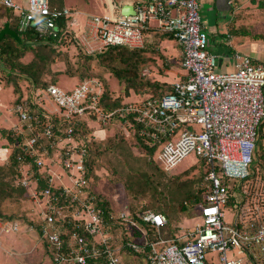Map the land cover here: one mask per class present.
Returning <instances> with one entry per match:
<instances>
[{
  "label": "built area",
  "instance_id": "1",
  "mask_svg": "<svg viewBox=\"0 0 264 264\" xmlns=\"http://www.w3.org/2000/svg\"><path fill=\"white\" fill-rule=\"evenodd\" d=\"M0 4L16 12L21 32L33 26L40 34L54 35L57 18L71 14L68 8L51 6L50 0H26L25 7L14 0H0ZM151 20L161 32L172 34L181 51L184 77L172 82L166 93L106 110L101 105L104 83L97 77L84 78L69 90L50 84L36 91L45 114L55 115L62 125L55 133L48 123L43 132L47 138L57 139V143L51 142L58 146L53 152L56 168L67 173V182L61 172L51 168L54 160L50 155L45 157L37 149L36 131L24 138L21 147L48 175V186L37 190L30 165L21 162L20 155L16 157L21 162L17 181L23 187L33 185L32 197L45 202L37 214V231L48 249L50 264H122V247L143 255L148 264H208L214 256L218 264H264V211L255 204L250 206L253 196L245 183L255 173L253 162L264 122V63L242 55L236 56L232 71L217 70V55L208 48L198 0L140 1L131 14L92 16L88 31L102 47H141ZM43 99L53 104V111L44 106ZM28 110L26 103L16 105L15 115L24 128H14V132L32 131L33 116ZM83 120L97 123L100 130L113 121L122 124L125 135L135 133L153 149L152 156L164 171L195 154L206 165L208 182L197 205L200 222L173 239H165L158 232L166 224V216L144 210L138 217L158 235L148 241L146 227L132 219L127 206L119 214L109 210L106 216L96 188L87 178L89 137L75 135V126ZM59 197L65 202L57 203ZM228 211L231 218L226 221ZM116 218L123 226L122 247L104 231L107 220ZM18 228L17 220L0 219L1 233ZM136 231L143 242L133 240Z\"/></svg>",
  "mask_w": 264,
  "mask_h": 264
},
{
  "label": "rangeland",
  "instance_id": "2",
  "mask_svg": "<svg viewBox=\"0 0 264 264\" xmlns=\"http://www.w3.org/2000/svg\"><path fill=\"white\" fill-rule=\"evenodd\" d=\"M14 1L18 3L17 0ZM63 5L67 8L69 7L68 9L70 10L77 7L78 16L84 20L86 18L90 20L92 15L102 13L101 6L103 4H101L100 0H64ZM21 6L25 7L26 5ZM72 15H74V12H71ZM70 24H73V22H70ZM74 25L71 27L72 29H68V34L64 38V41L55 46L54 53L56 56L49 63L50 72L43 75V79L46 82H53L61 89H72L80 79L79 73L87 72L92 74L91 76L98 77L103 81L109 98L118 99L121 103H125L140 100L152 92L166 91L170 88L172 82L185 74L180 66L181 56H178L175 51L172 52L174 50L173 42L163 47L161 45L158 46L155 40L152 42L145 41V51L143 52L145 61L139 63L137 75L143 80L156 81L163 85L160 88H154L150 85L143 86L140 88L142 90L140 92H135L131 89L126 91L124 84L119 82L109 71V62L121 65L120 56L117 55V58L112 61L106 58L100 60L95 55L98 52H102L105 47H102L98 41L89 42L87 40L86 43H82L81 39L76 35V32L81 33V30L79 26L74 27ZM54 53H51V58L54 56ZM88 55H92V58L88 57ZM31 57L32 53L28 52L23 56L22 60L26 62ZM8 72V66L5 67L0 62V132H2V129L6 132L9 128L22 131L24 127H21L18 117L14 115L16 100L20 98L25 101L27 95H30L29 98L32 95L35 98H39L41 95H36L37 89L33 90L32 85L25 78L15 80L16 86L13 85L14 80L10 78ZM42 101L45 103L44 106H47L49 109L51 108L52 111L54 110L52 103L46 102L44 99ZM90 124L93 130L100 129L97 123L90 122ZM122 127V124L114 121L104 127L105 129L101 130L100 133H97V138L94 141L93 151L96 152L94 153L92 163L93 180L98 196L107 204L110 212L114 214H119L120 209L127 206L130 214L135 213L137 218L144 210L163 208L167 212L165 214L167 223L161 230V235L166 239H173L174 232H177L178 229L181 231L192 229L196 223L200 222V206L195 205L196 203L191 206L187 198L194 191H196L195 194L197 193L200 199L202 196L204 197L207 190L205 186L207 185V181L204 178L206 165L195 154L191 153L169 171H162L160 173L157 168L149 170L152 160L156 165L158 164L156 158L144 153L141 148L134 145L131 138L124 134ZM260 139L258 141L260 146L253 162L255 173L252 179L245 183L248 184L250 196H253L250 206L255 204L257 207H263L264 211V190L260 188V186L264 187V131H262ZM0 140H2L4 145L6 144V150L8 149V153H10L11 146L9 145L7 136L0 133ZM118 144H125L126 148L134 156L143 159H136L133 165H128L125 160L126 153L122 155L120 153L116 154L114 151V148ZM54 155V153L50 155L54 160L51 168L59 172L61 171L62 180L67 182V173H64L60 167L56 168V158ZM8 156L9 154L7 158ZM9 165L8 161L5 167H3L4 184L5 192L12 194L9 197L0 196V212L3 215L13 214L16 218L14 217L12 220L19 222V228L16 232H0V264H49L50 256L48 255V249L46 248V244L41 241L36 229L37 214L45 207V202L41 203L38 198L32 197L35 191L31 184L26 187L30 198L16 197L15 192H12L11 188L13 184H16L15 180H18L17 173ZM149 171L150 173H148ZM147 174H150V180L148 181L145 178ZM135 179L139 181L132 186V189L127 187L126 183L129 180ZM143 182L145 183L143 184ZM183 200L187 203H183L186 210L182 213V208L178 202H182ZM187 207L189 208L187 209ZM230 218L231 212L228 211L225 214V219L228 221ZM122 227L118 218L112 221L107 220L105 224L104 231L111 234L114 244L118 247L123 246ZM134 234L136 235L137 231ZM11 237L22 241L15 245L6 242V239ZM148 238H151L149 230ZM119 253L122 264H148L143 256L135 254L124 247L121 248ZM208 264H218L216 257L214 256V259L209 260Z\"/></svg>",
  "mask_w": 264,
  "mask_h": 264
},
{
  "label": "trees",
  "instance_id": "3",
  "mask_svg": "<svg viewBox=\"0 0 264 264\" xmlns=\"http://www.w3.org/2000/svg\"><path fill=\"white\" fill-rule=\"evenodd\" d=\"M56 26H57V29L54 31L55 33L54 35L40 34V32L33 26H30L27 30L21 32L18 30L17 24L13 28L12 33L4 31V30H0V62H2L5 67L8 66V69H9L8 74H10V78L14 80L13 85L16 86L15 80L19 78L27 79L32 85L33 90L44 89L50 84L55 85V83L53 82H46L43 79V75L50 72L49 63L50 61H53L54 57L56 56V54L54 53L55 46L57 44H61L64 41V38H66L68 34L67 17L63 15L59 16L56 20ZM26 33L27 34L29 33V34L27 35ZM168 35L173 38L172 34H168ZM144 45L145 44H143L141 47H129L127 45H114V46L109 45V46H106L102 52L96 53L97 55L95 56L98 57L100 60H103L104 58H106L109 61L116 59L117 55L120 56L121 65L112 64L111 62H109L110 66L109 65L108 66H109V71L117 78L119 82L124 84L126 91L131 89L135 92H140L142 91L140 90L141 87L148 86V85L154 88H157V87L160 88L163 85L160 82H156V81L150 82L145 79L143 80L139 78V76L137 75V67L139 63L145 61V57L143 56V52L145 51ZM28 52L32 53V57L28 61L25 62L22 60V58ZM51 53H54V56H52V58L50 56L52 55ZM88 57L92 58V55H88ZM91 75L92 74L87 73V72L79 73L80 79L78 80V82L84 78L95 77ZM170 89H171V86L166 91H162L158 93L152 92V93H149L148 96H155V97L161 96L163 93H166ZM104 91L105 92L101 99L102 101L101 105L106 110H111L113 108L121 106L122 103L120 102V100L109 98L105 85H104ZM22 103H26V105L29 108L28 112L33 116L32 131L27 130L24 133H16L14 132L12 128H9L8 130H6V132L5 130L2 129L1 133H5L9 141V145L11 146V152L9 153V156L7 158L10 164L9 166H11L13 171L17 173V177H20L18 165H20L21 162H23L24 164L30 165L29 172L30 174H32V177L36 179V188L37 190H39V189H42L48 186L47 184L48 175L44 173L42 169L40 170L35 166V164L33 163L32 157L23 151L21 147V143L24 141L25 137H29L33 133V131H36L38 132V137L36 141L37 149L39 150L40 153L44 154L45 157H47L46 155H52L53 152H56V150H58V146L57 145L52 146L51 142L57 143V139H53L51 137L47 138V136L44 134L43 131H44L45 126L48 125V123H51L53 125L52 127L54 128L55 133L59 132L58 128L62 129V125L57 121L58 118L55 115L45 114L47 113V111L44 110L41 107V105L38 104V98H35L33 95L31 96V98H29V96L27 95V98L25 99V101L18 98L15 102L16 105L22 104ZM263 127H264V122L260 126L259 140L262 136ZM74 129L76 130L75 135H78V137H80L81 135L89 137V140L86 143L87 156H86V161H85V167H86V172H87V178L90 179V184L94 186V180H93L94 172H93L92 163H93V158L95 155L94 153L96 151H93V146H94V141L97 138V133H100L101 130L100 129L93 130V127L91 126L89 120L81 121L78 125L75 126ZM93 131H96V137L93 136ZM127 136L131 138L134 145H137L139 148H141L144 151V153L152 156L153 149L145 145L142 142V140L138 137L137 134L133 133ZM258 146H260V144H258ZM114 151L116 152V154L120 153L123 155L124 153H126L125 160L128 163V165L129 164L133 165L136 159H143L138 156H134L131 153V151H129L126 148L125 144H118V146L114 148ZM18 155L21 156V162L16 159ZM152 162L150 163V166L152 167L149 166V170L157 168L159 169L160 173L164 171L159 166H157L154 162H153L154 164ZM3 169H0L1 173H4ZM148 173H150V171ZM205 173L206 172H204V175ZM149 177H150V174H147L145 176L146 181L150 180ZM4 181H5L4 175H2V178L0 177V194H1L0 196L9 197L11 196L12 193L9 194L8 192H5ZM138 181H139L138 179L129 180L126 183V185L127 187L132 189V186L135 185ZM15 182L16 184L15 185L13 184V187L11 188V190L12 192H15L16 197L30 198L29 197L30 195L28 191L26 190V187L21 186L17 180H15ZM144 183L145 182H143V184ZM205 186L208 189V182H207V185ZM195 192L196 191H194V193L192 195H189V197L187 198L188 201H190L191 206L195 203H196L195 205H198L203 200V196L200 199L197 196V193L195 194ZM99 199H100L99 204L101 207L105 209V213L107 216V213L109 211V209L107 208V204L104 203V201L100 198V196H99ZM58 201L61 203L65 202V200L60 197L56 202L59 203ZM167 201L172 202L170 200H167ZM178 203H180L179 205L182 208L181 212L183 213L186 210L183 203H187V202L183 200L182 202H178ZM228 206L229 207L231 206V201H229ZM188 208L189 207H187V209ZM154 209H155L154 210L155 212H161L164 215L167 214V212L163 210V208H159V209L154 208ZM0 217L2 219L12 220L14 219L15 216L13 214L3 215L0 212ZM131 217L132 219L136 220L140 224L142 223L146 227L147 231L149 230L151 232V238H148V240L154 241L158 238V235L154 227L150 226L149 224H144V222L139 217L136 218L135 213L134 214L131 213ZM164 227L165 225L163 226V228ZM163 228L160 229V233ZM36 229H38V225Z\"/></svg>",
  "mask_w": 264,
  "mask_h": 264
},
{
  "label": "crops",
  "instance_id": "4",
  "mask_svg": "<svg viewBox=\"0 0 264 264\" xmlns=\"http://www.w3.org/2000/svg\"><path fill=\"white\" fill-rule=\"evenodd\" d=\"M17 1L18 4H21L23 6L26 5V0ZM140 1L145 0H100L101 4H103L101 6V14H123L124 6L129 5L133 9L134 5ZM198 1L199 12L202 20V29L205 31L208 37V48L210 51L214 52L217 55V70H233L235 68L234 64L238 60L236 56L242 55H248L252 58V60H258V62L264 63V0ZM63 4L64 0H50V5L53 7L67 8ZM6 8L0 4V30L12 33V30L16 25L15 23L17 22L18 17L15 11L10 8ZM76 8L70 10L71 12H74V15L71 16L70 14L67 16L68 29H72L71 27H73L74 24V27L79 26L81 33L76 32V35L79 39H81V42L86 43V40H88L89 42H93L94 40L90 38L91 33L88 31V24L90 23L91 18L90 20L88 18L84 20L82 17L78 16L79 12ZM101 14H95L92 16H97ZM70 22H73V24H70ZM154 40L158 43V46L161 45L163 47L167 46L168 43L173 42L172 44L174 50H172V52L175 51L178 56H181V51L176 41L168 34H165L161 32L158 28H156V22L151 20L146 29L145 41L152 42ZM209 41L212 43L211 45ZM262 131H264V127ZM1 134L5 135V133ZM5 146L6 145L3 144L2 140H0V169H3V167H5L8 162V159L6 158L9 153L8 149L6 150L7 147ZM0 174L1 176L4 175V173L1 172ZM160 229L158 234L160 237H162ZM177 232H174V236L182 234L184 231L178 229ZM133 240L137 242H143L144 238L137 233L136 235L134 234ZM21 241L22 240H19L15 237L6 239V242H9L14 245ZM147 249L148 245L146 246V250Z\"/></svg>",
  "mask_w": 264,
  "mask_h": 264
},
{
  "label": "water",
  "instance_id": "5",
  "mask_svg": "<svg viewBox=\"0 0 264 264\" xmlns=\"http://www.w3.org/2000/svg\"><path fill=\"white\" fill-rule=\"evenodd\" d=\"M132 12H133V9L129 5L123 7V14H131Z\"/></svg>",
  "mask_w": 264,
  "mask_h": 264
},
{
  "label": "bare ground",
  "instance_id": "6",
  "mask_svg": "<svg viewBox=\"0 0 264 264\" xmlns=\"http://www.w3.org/2000/svg\"><path fill=\"white\" fill-rule=\"evenodd\" d=\"M6 8V7H5ZM69 8V7H68ZM7 9V8H6ZM58 23V22H57ZM66 23V22H65ZM16 24V23H15ZM59 33V31H58ZM27 34V33H26ZM29 34V33H28ZM27 34V35H28ZM24 35V34H23ZM33 36V35H32ZM35 36V35H34ZM73 36V35H72ZM31 40V39H30ZM87 41V40H86ZM258 61V60H257ZM62 72V71H61ZM30 88V87H29ZM30 96V95H29ZM144 96V95H143ZM38 109V108H37ZM43 130V129H42ZM41 131V130H40ZM3 137V136H2ZM261 140V139H260ZM47 141V140H46ZM49 144V143H48ZM6 145V144H5ZM55 146V145H54ZM155 161V160H154ZM201 163V162H200ZM158 165V164H157ZM61 172V171H60ZM207 183V182H206ZM59 202V201H58ZM178 233V232H177ZM182 233V232H181ZM44 259V258H43ZM47 264V263H46Z\"/></svg>",
  "mask_w": 264,
  "mask_h": 264
}]
</instances>
